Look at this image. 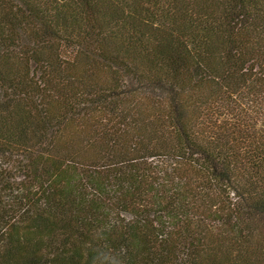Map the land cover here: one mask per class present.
I'll return each instance as SVG.
<instances>
[{
    "label": "trees",
    "instance_id": "obj_1",
    "mask_svg": "<svg viewBox=\"0 0 264 264\" xmlns=\"http://www.w3.org/2000/svg\"><path fill=\"white\" fill-rule=\"evenodd\" d=\"M0 264H264V0H0Z\"/></svg>",
    "mask_w": 264,
    "mask_h": 264
}]
</instances>
